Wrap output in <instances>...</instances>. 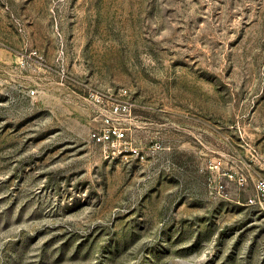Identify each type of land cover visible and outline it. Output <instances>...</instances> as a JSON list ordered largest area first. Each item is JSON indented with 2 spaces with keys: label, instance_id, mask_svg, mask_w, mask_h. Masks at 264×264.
<instances>
[{
  "label": "rangeland",
  "instance_id": "rangeland-1",
  "mask_svg": "<svg viewBox=\"0 0 264 264\" xmlns=\"http://www.w3.org/2000/svg\"><path fill=\"white\" fill-rule=\"evenodd\" d=\"M260 177L264 0H0V264H264Z\"/></svg>",
  "mask_w": 264,
  "mask_h": 264
},
{
  "label": "built area",
  "instance_id": "built-area-1",
  "mask_svg": "<svg viewBox=\"0 0 264 264\" xmlns=\"http://www.w3.org/2000/svg\"><path fill=\"white\" fill-rule=\"evenodd\" d=\"M124 95L127 91H122ZM131 105L129 103H119L114 105L111 110L110 116H104L103 126L100 130L91 132V140L101 146L102 154L105 159H115L121 155H139L137 149L133 147V144L128 138V129L122 127L121 120L115 119V117L125 116L130 114ZM223 164L221 160H213L209 163L208 169L217 174V178L209 179V188L213 196L224 198L225 186L223 185L221 178L225 177L231 181L237 182L239 185H244L245 178L240 177L238 172L229 169L222 170ZM254 190L257 195V199H249V205L264 207V177L256 179L254 183Z\"/></svg>",
  "mask_w": 264,
  "mask_h": 264
}]
</instances>
